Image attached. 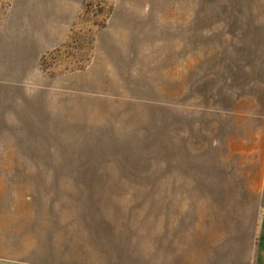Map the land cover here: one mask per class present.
<instances>
[{"label": "rangeland", "instance_id": "obj_1", "mask_svg": "<svg viewBox=\"0 0 264 264\" xmlns=\"http://www.w3.org/2000/svg\"><path fill=\"white\" fill-rule=\"evenodd\" d=\"M27 26L0 264H264V0H0Z\"/></svg>", "mask_w": 264, "mask_h": 264}, {"label": "crops", "instance_id": "obj_2", "mask_svg": "<svg viewBox=\"0 0 264 264\" xmlns=\"http://www.w3.org/2000/svg\"><path fill=\"white\" fill-rule=\"evenodd\" d=\"M51 45L50 42L36 41L32 29L28 28L26 32L5 29L0 35V82L24 84L31 81L39 52Z\"/></svg>", "mask_w": 264, "mask_h": 264}]
</instances>
